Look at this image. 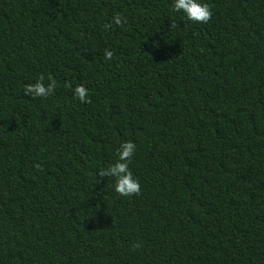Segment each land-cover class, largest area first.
<instances>
[{
    "label": "trees",
    "instance_id": "trees-1",
    "mask_svg": "<svg viewBox=\"0 0 264 264\" xmlns=\"http://www.w3.org/2000/svg\"><path fill=\"white\" fill-rule=\"evenodd\" d=\"M205 2L0 0V264H264V0Z\"/></svg>",
    "mask_w": 264,
    "mask_h": 264
},
{
    "label": "clouds",
    "instance_id": "clouds-1",
    "mask_svg": "<svg viewBox=\"0 0 264 264\" xmlns=\"http://www.w3.org/2000/svg\"><path fill=\"white\" fill-rule=\"evenodd\" d=\"M171 9L183 15L186 21L192 23H207L211 16L205 0H171ZM124 19L114 14L110 23L117 26L124 23ZM172 24L171 27H175ZM112 52L106 50L104 52L105 59H111ZM44 77L41 76L35 83L25 86V93L33 98H47L51 96L55 90V82L49 78V83H43ZM74 97L80 103H88V90L82 84H78L74 89ZM136 151V145L128 140L120 143L116 153V160L107 167L100 170L98 177H111L114 180L113 190L120 197H130L140 192V184L134 178L129 170V162Z\"/></svg>",
    "mask_w": 264,
    "mask_h": 264
}]
</instances>
